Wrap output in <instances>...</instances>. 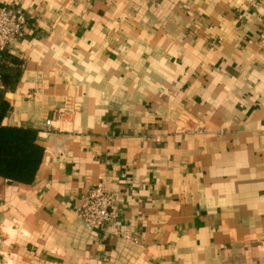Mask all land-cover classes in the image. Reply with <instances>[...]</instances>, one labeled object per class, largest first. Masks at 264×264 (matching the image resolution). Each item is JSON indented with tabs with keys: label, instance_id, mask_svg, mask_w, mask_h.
I'll return each instance as SVG.
<instances>
[{
	"label": "crops",
	"instance_id": "obj_1",
	"mask_svg": "<svg viewBox=\"0 0 264 264\" xmlns=\"http://www.w3.org/2000/svg\"><path fill=\"white\" fill-rule=\"evenodd\" d=\"M0 7L27 19L2 124L45 150L32 184L0 177V264H264V0ZM102 179L107 237L77 218Z\"/></svg>",
	"mask_w": 264,
	"mask_h": 264
},
{
	"label": "built area",
	"instance_id": "obj_2",
	"mask_svg": "<svg viewBox=\"0 0 264 264\" xmlns=\"http://www.w3.org/2000/svg\"><path fill=\"white\" fill-rule=\"evenodd\" d=\"M26 27L27 19L24 14L0 7V54L8 51L11 43ZM6 91V85L0 80V95ZM49 124L48 121L47 126ZM77 218L91 229L103 232L104 237L108 236V230L117 221L118 214L115 195L104 179L86 189L77 209ZM122 237L134 241L128 233H123Z\"/></svg>",
	"mask_w": 264,
	"mask_h": 264
},
{
	"label": "trees",
	"instance_id": "obj_3",
	"mask_svg": "<svg viewBox=\"0 0 264 264\" xmlns=\"http://www.w3.org/2000/svg\"><path fill=\"white\" fill-rule=\"evenodd\" d=\"M1 81L8 89V76ZM9 110L0 95V177L24 185L34 182L44 156L38 132L31 128L8 127L2 124Z\"/></svg>",
	"mask_w": 264,
	"mask_h": 264
}]
</instances>
